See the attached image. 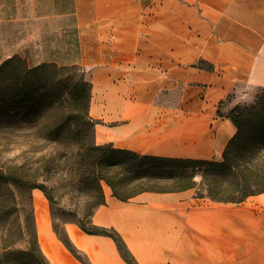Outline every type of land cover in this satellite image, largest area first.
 Masks as SVG:
<instances>
[{
  "label": "crops",
  "instance_id": "1",
  "mask_svg": "<svg viewBox=\"0 0 264 264\" xmlns=\"http://www.w3.org/2000/svg\"><path fill=\"white\" fill-rule=\"evenodd\" d=\"M67 2L60 17L73 18L74 45L91 72L95 143L222 161L237 133L218 114L228 111L223 102L243 85L264 88V2L259 9L252 0ZM108 189L93 223L115 229L139 264H264V193L223 202L193 188L122 201ZM68 226L97 243L77 245ZM66 230L92 264H127L111 238L75 224ZM59 260L82 264L70 253Z\"/></svg>",
  "mask_w": 264,
  "mask_h": 264
},
{
  "label": "trees",
  "instance_id": "2",
  "mask_svg": "<svg viewBox=\"0 0 264 264\" xmlns=\"http://www.w3.org/2000/svg\"><path fill=\"white\" fill-rule=\"evenodd\" d=\"M199 65L204 67L203 62ZM77 70L83 74L74 81ZM85 71L80 65L58 66L54 62L31 65L19 55L0 64V119L11 122L10 131L15 129L13 120L24 115L25 121H38L43 140L57 144L69 130L72 142L70 159L64 163L66 151L55 148L48 155L44 146L39 150L41 163L12 161L0 167V264H50L38 239L35 189L49 202L54 233L82 264L92 263L71 241L67 224H75L89 235L111 238L127 264H139L115 229L93 223L97 210L106 204L104 184L122 201L143 192L193 188L199 197L223 202H242L264 193V88H258L256 102L248 109L235 107L228 113L219 109L218 114L237 127L222 161L172 159L95 143L97 122L89 114L92 84L85 80ZM67 103L72 104L75 117L66 114ZM51 113L59 115L53 122ZM168 179L181 182V186L157 187Z\"/></svg>",
  "mask_w": 264,
  "mask_h": 264
},
{
  "label": "rangeland",
  "instance_id": "3",
  "mask_svg": "<svg viewBox=\"0 0 264 264\" xmlns=\"http://www.w3.org/2000/svg\"><path fill=\"white\" fill-rule=\"evenodd\" d=\"M252 1L253 5H255L253 9H259L261 3L264 2V0ZM64 4L68 5L69 2L67 0L66 2L63 0H0V64L13 55H19L26 58L31 65L54 62L58 66H82L77 45L76 43L74 45L73 40L75 39L73 18L60 17L62 13L68 10V7H62ZM252 20L253 23L260 26L263 18L260 15H254ZM85 70V80L89 81L91 79V72L88 69ZM81 74L83 72L77 70L76 74H73L72 77L74 81L78 80ZM258 94V87L245 85L239 87L237 93L232 94L230 99L225 103V105L227 104L225 108L226 111L228 110L227 113L231 112L235 107L242 109L250 108L255 104ZM65 109L67 115L75 117V110L72 108V104L67 103ZM58 116L56 113H51L49 119L53 122ZM23 117L24 115H19L13 120L14 124L12 125L15 126L13 131L9 129L11 122L0 119V167L7 166L12 161L22 165L41 163V152L39 150L44 146H46L45 151L48 155L54 152L55 148L62 152L66 151L64 152L66 157L62 159L63 163L70 159L68 150H71L72 142L69 138V130L64 131L63 140L57 144L50 139L45 141L40 136L37 125L38 121H25ZM180 186L181 182L168 179L160 181L157 187L174 189ZM107 188L108 186L104 184V190ZM32 195L34 203V190L32 191ZM48 211L50 226L53 231L49 202ZM36 225L38 232L37 219ZM70 227L68 226L69 229ZM53 236V243L58 248V242H62L55 233ZM59 249L58 253L66 260L70 252L68 253L61 246ZM71 256L73 255L71 254Z\"/></svg>",
  "mask_w": 264,
  "mask_h": 264
},
{
  "label": "bare ground",
  "instance_id": "4",
  "mask_svg": "<svg viewBox=\"0 0 264 264\" xmlns=\"http://www.w3.org/2000/svg\"><path fill=\"white\" fill-rule=\"evenodd\" d=\"M108 191L109 189L107 188L106 192ZM34 206L38 224L39 241L42 250L51 264H60L59 259L61 258V255L58 253L59 249L53 243L54 233L50 226L48 201L43 192L39 189L34 190ZM70 234L76 244L81 247L97 243L93 238L82 234L74 227L70 228Z\"/></svg>",
  "mask_w": 264,
  "mask_h": 264
}]
</instances>
